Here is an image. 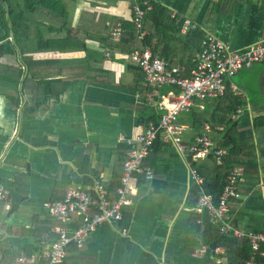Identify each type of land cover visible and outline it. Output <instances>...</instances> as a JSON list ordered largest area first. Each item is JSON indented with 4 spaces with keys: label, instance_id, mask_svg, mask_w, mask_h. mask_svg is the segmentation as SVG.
Here are the masks:
<instances>
[{
    "label": "crops",
    "instance_id": "1",
    "mask_svg": "<svg viewBox=\"0 0 264 264\" xmlns=\"http://www.w3.org/2000/svg\"><path fill=\"white\" fill-rule=\"evenodd\" d=\"M148 2L152 9L144 22L146 35L160 45L166 61L183 64L186 69L194 66L207 33L239 50L264 43V0ZM133 3L134 0H62L64 14L52 22L56 27L66 25L42 32L46 38L72 33L74 43L85 47L33 55L75 59L47 68L52 78L58 77L57 73L66 77L68 86L60 82L58 87L54 85L57 90L42 94L39 88L33 93L19 85V103L0 92V185L10 192V198L0 202V261L7 253L1 248L4 242L11 244L14 252L18 250L13 262L7 264H32L18 257L40 254L41 250L28 253L26 249L39 246L40 238L33 234L35 226L38 224L39 231L45 217L58 221L40 234L42 247V240L55 238V228L62 224L49 212L48 204L62 199L67 188L76 183L88 186L98 178L105 185L115 186L117 174L123 175L127 140L163 112L141 68L126 56L127 52L107 46L104 39L108 33L113 41L122 37L113 39L110 31L118 21H132ZM157 7L194 21L197 27L190 31L202 32L201 43L196 37L187 38L190 31L176 32L168 24L169 17L160 11L153 14ZM31 34L35 36L36 31ZM18 54L20 57V49ZM68 65L77 71L64 72ZM231 81L244 91L240 111L233 118L237 121L236 134L239 141L255 146L259 174L255 179L244 178L241 201L237 206L232 204L234 210L229 217L241 230L264 231V62L241 68ZM212 102L178 116L186 126L185 141L192 142L202 130L193 122V113L210 118ZM223 132L220 126L213 128L215 145H221ZM165 143L163 146L156 142L141 170L134 174L132 203L123 208L118 224L103 223L86 237L83 245L69 244L59 264H209V258L217 264H227L228 257L221 248L213 250L199 237L193 210L199 185L191 177L187 159L172 143ZM208 158L198 163L209 166L212 162ZM147 171H152L151 178ZM78 225L79 217L73 215L68 227Z\"/></svg>",
    "mask_w": 264,
    "mask_h": 264
},
{
    "label": "built area",
    "instance_id": "2",
    "mask_svg": "<svg viewBox=\"0 0 264 264\" xmlns=\"http://www.w3.org/2000/svg\"><path fill=\"white\" fill-rule=\"evenodd\" d=\"M151 9L152 5L148 0H134L132 22L140 41L146 35L144 22ZM170 17L182 32L197 27L194 21L179 15L176 11H172ZM123 31V22L118 21L110 31L111 37L118 39L123 35ZM106 55L109 56L110 52L107 51ZM126 56L141 68L146 83L151 87L153 95L157 96L158 107L163 111L159 120L151 122L127 140L129 147L123 163L121 185L115 198L109 197L108 188L98 178L88 186L81 183L70 185L62 199L48 204L49 212L62 223L55 228L56 237L42 240L43 246L39 255L22 254L18 260L32 263L40 261L43 257L40 264H59L65 257L69 244L83 245L86 237L103 223L118 224L123 216V208L132 203L131 181L134 174L141 170L151 145L160 137L163 142L172 143L190 165L191 177L199 185L197 202L193 210L200 214L207 213L212 223L219 224L222 233L246 238L251 247L247 264H261L260 258H264V231L241 230L229 217L230 201L241 197L240 186L245 178L244 167L241 165L233 167L220 196L215 200L212 194L203 190L201 186L203 177L197 164L211 155L220 163L227 149L215 145L212 138L213 127L209 122L203 123L202 130L194 136L192 142L185 141L183 135L186 126L178 121V116L191 111L193 107L203 108L206 102L222 96L227 84L234 95L243 96V89L235 85L231 78L241 68L249 67L255 62H264V43L239 50L207 33L189 75H184L187 69L183 64L177 63L170 68L163 57L147 46L136 48ZM239 111L238 107L232 118L237 117ZM147 176L151 178L152 171H147ZM9 198V189L0 185V202ZM73 215H78L79 225L71 229L68 223L73 221ZM197 222H201V219H197Z\"/></svg>",
    "mask_w": 264,
    "mask_h": 264
},
{
    "label": "trees",
    "instance_id": "3",
    "mask_svg": "<svg viewBox=\"0 0 264 264\" xmlns=\"http://www.w3.org/2000/svg\"><path fill=\"white\" fill-rule=\"evenodd\" d=\"M22 1L23 3L20 4L19 0H0V92L6 93L14 103H19V85H22V89L24 90L31 89L33 93V90L39 88L40 90H43V94L46 90H57L60 82H63L64 87H67L69 84L68 79L66 77H62L61 73L55 74L58 77L52 78V76H50L51 73L47 70V68H52L53 65L59 66L61 63L69 64V61H75V59L58 60L35 58L33 52L56 50L68 51L73 48L82 49L85 47V44L83 43L82 45L74 43L76 39L72 33H68L64 37L46 38L42 32V30L45 29H49L51 31L55 29L60 30L64 28V24L66 25V23H63L62 25H59V27H56L53 24V19H58L62 14H64L62 0ZM155 8L152 13L156 14V11H160L163 13L164 17H169L168 24L171 25L176 32L180 33L174 19L170 17L171 13L168 14L164 8ZM49 19L51 23H45V21ZM123 27V35L119 40H110L109 33L105 34L104 39L107 46L127 53L136 48H143L147 46L150 47L154 53H159L160 57L163 56V50L160 45L154 44L151 41L152 37H150V35L147 34L141 41H137L136 30L132 21L125 22ZM68 29L72 31L69 26H67V30ZM32 30L36 31L35 36H32ZM186 36L189 39L191 37H196L200 43L203 38V34L199 30L190 31ZM199 48L201 49V47ZM18 49L21 51L20 57ZM4 57H9L11 60L2 61ZM166 62L170 68L175 66V64L170 60H167ZM26 68L27 71L25 73ZM192 68L193 67H189L184 75H189ZM65 69L66 70H64V72L68 73L77 71V68L70 65L66 66ZM54 85H57V87L55 88ZM241 104L242 99L239 96L234 95L229 84H227L225 93L213 100V113L210 118L199 112L193 113L192 116L193 122L199 127L202 126L203 121L207 120L213 128L220 126L224 129L221 145L227 147V153L223 156L221 162L218 163L215 157L211 155L208 158V160L212 162L209 166L196 163L199 172L203 177L201 183L203 190L212 194L215 200H217L220 196L227 177L231 173L233 167L239 165L243 166L246 178L255 179L259 174L255 146L249 141H239L236 134L237 121L230 117L231 114L238 111V107ZM158 120L159 119H156L155 122ZM148 125L149 124H146V127ZM156 142L161 143L163 146L166 145L160 137L157 138L153 145H151L152 148L147 157L150 155ZM127 147H129L128 144ZM127 147L123 151V156H125L123 160L126 158ZM121 177L122 172L117 174V181H114L115 186H111L110 184L106 185L109 191V197L112 199L117 196V189L121 185ZM56 200L57 199H53L51 202ZM239 201H241L240 198H233L230 201L229 215L234 210L232 204H234L233 206H237ZM198 218L201 219V222H197ZM194 220L197 222V231L202 242L207 243L213 250L215 248H221L223 250V254L228 257L227 264H247L251 254V247L246 238L222 233L220 231L219 224L212 223L207 213L200 214L194 212ZM55 224H58L57 220L52 217L50 219L45 217L39 225V227H41L40 230L36 231L38 227L37 224L34 228L33 234H36L41 239L40 234H43V232L47 230L49 231L50 227ZM39 243V246H28L26 248L27 252H39L42 249ZM1 248L3 252L7 253L4 254L0 264L9 263L18 254V250L16 249L17 251L14 252L15 248L11 244L3 242L1 243ZM42 260L43 257H41L40 261L42 262ZM36 261L38 262L39 260ZM208 261L209 264H217V262L211 258H209ZM35 262L32 264H35ZM260 263L264 264V258H260Z\"/></svg>",
    "mask_w": 264,
    "mask_h": 264
},
{
    "label": "rangeland",
    "instance_id": "4",
    "mask_svg": "<svg viewBox=\"0 0 264 264\" xmlns=\"http://www.w3.org/2000/svg\"><path fill=\"white\" fill-rule=\"evenodd\" d=\"M51 23V22H50ZM11 59H9V57H4L3 59H2V61H10Z\"/></svg>",
    "mask_w": 264,
    "mask_h": 264
}]
</instances>
